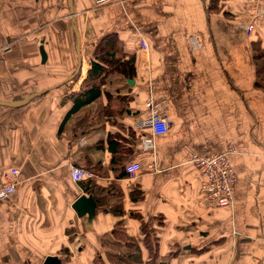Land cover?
Wrapping results in <instances>:
<instances>
[{
  "label": "crops",
  "instance_id": "0c3cea01",
  "mask_svg": "<svg viewBox=\"0 0 264 264\" xmlns=\"http://www.w3.org/2000/svg\"><path fill=\"white\" fill-rule=\"evenodd\" d=\"M244 2L0 0V100L42 90L23 106L0 105V187L19 169L15 192L0 200V264L128 254L148 264L145 222L154 264H264V91L252 47L259 39L264 50V23L246 35ZM110 33L118 56L134 54L135 76L112 73L102 85L110 101L103 93L72 111L69 95ZM148 97L165 101L169 126L147 149ZM212 152L226 153L237 176L227 207L200 199L190 160ZM132 161L141 170L129 178ZM72 167L93 175L75 181ZM79 196L96 203L92 216L73 208Z\"/></svg>",
  "mask_w": 264,
  "mask_h": 264
},
{
  "label": "built area",
  "instance_id": "2783aa9c",
  "mask_svg": "<svg viewBox=\"0 0 264 264\" xmlns=\"http://www.w3.org/2000/svg\"><path fill=\"white\" fill-rule=\"evenodd\" d=\"M109 0H94L96 4H106ZM264 0H245L243 9L246 15L241 17L239 21L241 27L247 36L252 35L257 30L264 17ZM143 49L148 46L146 42L141 41ZM148 119L147 125L150 130L148 135H143L140 144L143 148H151V136L156 134H164L168 131L169 119L163 112L165 103L162 99H153L148 97L145 100ZM230 148L228 152H232ZM192 165L198 170V185L200 187V199L208 208L227 207L233 202L232 188L237 180L235 170L232 168L226 153L212 152L194 155L190 160ZM125 173L129 178H134L141 170V165L137 161H132L124 167ZM19 169L11 168L6 174V182L0 187V200L10 197L16 188L18 181ZM72 179L75 181L92 176L89 171H85L78 167H72L70 171Z\"/></svg>",
  "mask_w": 264,
  "mask_h": 264
},
{
  "label": "trees",
  "instance_id": "16d2710c",
  "mask_svg": "<svg viewBox=\"0 0 264 264\" xmlns=\"http://www.w3.org/2000/svg\"><path fill=\"white\" fill-rule=\"evenodd\" d=\"M256 32V31H255ZM117 35L110 33L106 35L99 43L96 44L94 51L92 53V58L90 61V68L86 73V77L80 87V91L71 92L69 99H71L73 107L72 111L83 107L96 100L103 93L107 96L110 101V94L102 89V85L106 81L107 77L112 75V73H118L123 75L125 78L132 79L135 76V56L130 53H122L117 55ZM253 55L255 58V65L257 69V79L255 81L256 86L264 91V50L262 48V41L256 39L253 41ZM104 112L107 116L113 115L117 112V109L108 103L104 106ZM141 233L143 235V242L148 246L149 260L148 264H154L158 259V243L156 238L153 236L151 240V235L153 229L149 227L148 223H141L140 225ZM126 246L133 251L136 250L137 244L132 240L124 241ZM174 256V254H170ZM169 257V255L167 256ZM99 256L96 255L95 261L99 260ZM114 260V259H113ZM141 263V258L134 257L133 254L124 255L122 259L115 258L114 261H110V264H139ZM162 263V262H161ZM160 263V264H161ZM104 264V262H101Z\"/></svg>",
  "mask_w": 264,
  "mask_h": 264
},
{
  "label": "water",
  "instance_id": "95a60500",
  "mask_svg": "<svg viewBox=\"0 0 264 264\" xmlns=\"http://www.w3.org/2000/svg\"><path fill=\"white\" fill-rule=\"evenodd\" d=\"M78 33H77V42H78ZM40 48V55H41V61L43 62L46 55L44 52V48H42V46L39 47ZM132 84V81H129ZM42 92V90H41ZM41 92H36V93H31L29 95H27L26 97H23L21 99H15L13 101L7 102V101H2L0 100V105H5V106H9V107H20L25 105L28 101H30L31 99H33L34 97L38 96L41 94ZM96 203H94L93 199L91 196L85 197V196H79L77 199H75L74 204H73V208L78 209V214L80 215H84L87 214L88 216H92L94 209L96 207L95 205ZM43 264H61L56 257L53 256H47L44 259V263Z\"/></svg>",
  "mask_w": 264,
  "mask_h": 264
},
{
  "label": "rangeland",
  "instance_id": "374dc122",
  "mask_svg": "<svg viewBox=\"0 0 264 264\" xmlns=\"http://www.w3.org/2000/svg\"><path fill=\"white\" fill-rule=\"evenodd\" d=\"M262 23H264V20L260 21V24H262ZM260 24H259V25H260ZM94 263H95V264H101V261H100V260H96ZM105 263H106V264H109V261L105 260Z\"/></svg>",
  "mask_w": 264,
  "mask_h": 264
}]
</instances>
